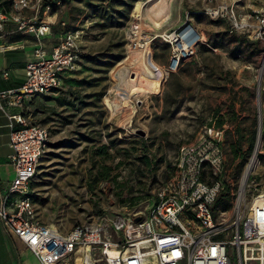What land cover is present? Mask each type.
<instances>
[{
  "label": "rangeland",
  "instance_id": "374dc122",
  "mask_svg": "<svg viewBox=\"0 0 264 264\" xmlns=\"http://www.w3.org/2000/svg\"><path fill=\"white\" fill-rule=\"evenodd\" d=\"M57 1L31 0L28 16L36 17L35 25L41 19L50 23L47 44L77 29L81 51L61 88L26 102L28 122L49 133L31 184L36 218L66 232L76 224L146 214L157 193L179 175L183 147L206 145L212 128L220 131L222 162L218 170L206 164L202 178L220 182L214 222L230 225L257 139L258 89L260 144L250 177L255 183L241 205L264 192V0ZM157 3L161 10L154 16L168 12L166 22H151L149 8ZM140 4L146 71L136 95L128 97L130 106L112 114L104 98L117 100L119 92H110L113 73L131 57L133 28L140 23L134 10ZM219 7L223 16L212 17L210 11ZM185 21L203 39L195 54L165 77L170 47L163 33ZM227 251L236 264L230 246Z\"/></svg>",
  "mask_w": 264,
  "mask_h": 264
},
{
  "label": "built area",
  "instance_id": "2783aa9c",
  "mask_svg": "<svg viewBox=\"0 0 264 264\" xmlns=\"http://www.w3.org/2000/svg\"><path fill=\"white\" fill-rule=\"evenodd\" d=\"M31 5V0H12L15 12L9 17L18 31L45 37L50 33L49 22L35 25L20 13ZM223 13L222 7L210 11L212 17ZM4 18L0 17V29ZM79 39V31L73 29L64 32L50 50L37 47L24 66L21 85L0 92V101L7 99L0 107L8 118L12 149L13 176L4 190L0 185V221L9 233L39 264H75L77 254L82 256L80 264H232L228 246L236 264H264V192L253 194L247 205H241L246 190L255 183V179L250 180L251 170L241 179L231 224L214 222L212 204L222 187L219 181L208 184L202 179L206 164L218 170L222 162L220 131L212 128L208 129L211 141L206 145L183 147L179 175L157 193V201L146 214L116 216L95 225L76 224L66 232L36 218L31 184L46 154L49 133L28 122L24 102L63 86L77 67ZM163 39L170 47L163 67L167 77L195 54L203 37L185 21L172 32L163 33ZM2 75L7 77L8 73ZM7 106L21 111L8 114ZM112 250H116L115 255Z\"/></svg>",
  "mask_w": 264,
  "mask_h": 264
},
{
  "label": "crops",
  "instance_id": "0c3cea01",
  "mask_svg": "<svg viewBox=\"0 0 264 264\" xmlns=\"http://www.w3.org/2000/svg\"><path fill=\"white\" fill-rule=\"evenodd\" d=\"M14 12L11 0H0V17L5 16L0 29V92L17 89L21 85L24 66L33 58V52L37 47L41 46L48 51L56 43L47 44L45 40L48 35L36 38L32 33L18 31L17 25L9 17ZM29 12L28 9L20 11L22 16L33 23L36 22V17L28 16ZM42 20L44 19L39 22ZM32 38L33 40H31ZM4 72L8 73L7 77H3ZM6 102L7 99L2 98L0 104H6ZM5 109L8 114L21 111L20 108L14 106H7ZM7 123V115L0 107V185L2 190L7 187L13 176L10 162L12 153L9 138L10 129ZM0 264H39L32 253L21 241L9 233L1 221Z\"/></svg>",
  "mask_w": 264,
  "mask_h": 264
},
{
  "label": "bare ground",
  "instance_id": "6f19581e",
  "mask_svg": "<svg viewBox=\"0 0 264 264\" xmlns=\"http://www.w3.org/2000/svg\"><path fill=\"white\" fill-rule=\"evenodd\" d=\"M161 1H163V0H161ZM156 5L157 6H155V7L149 8V12L151 13V16L153 19L151 22L152 23L166 22L169 18L168 12L165 16H163L161 18L154 16L155 13H157L158 11L161 10L159 3H157ZM140 7H141V4L137 5V7L134 10V13H135L134 16L136 17L137 21H139L140 23H138V26L133 28L134 29V31H133L134 38L133 39L135 40L136 43H134V48H132V50L130 51L131 57L128 60H124V61L122 60L113 73V77L116 80V82H115L113 88L110 90V92L111 91L112 92L116 91L117 93L119 92L117 94V100H111L107 96L104 98V102L112 114L116 113L117 111H119V110H121L127 106H130V104H129L130 102H129L128 97L132 96V95H136V93L138 92V81L143 79V76H144L145 71H146V62H145V56H144V50L146 48V46H145L146 44L140 42L141 38L139 36L140 31L143 29V23H142L143 17H142V14L140 12ZM133 51H136V52H133ZM122 91H124V92H122ZM258 95H259V89H258ZM257 103H258V106L260 107L259 97L257 99ZM134 111L135 110L132 107V110L129 113V118H131ZM260 123H261V114H260ZM259 144H260V139L257 142L256 152L259 148ZM257 161L258 160H257V156L255 153L250 158V161L246 166L245 172L247 171V173H248V171L252 170L256 166ZM245 172L243 174L242 179L245 178ZM111 254L115 255L116 250H112ZM81 259H82V256L80 254H77L76 259H75V264H80Z\"/></svg>",
  "mask_w": 264,
  "mask_h": 264
},
{
  "label": "water",
  "instance_id": "95a60500",
  "mask_svg": "<svg viewBox=\"0 0 264 264\" xmlns=\"http://www.w3.org/2000/svg\"><path fill=\"white\" fill-rule=\"evenodd\" d=\"M259 97V95H258ZM260 110H259V106H258V131H257V139H256V143H255V146H254V150H253V155L256 153V147H257V142L259 140V136H260V128H261V123H260ZM247 171L245 172V177L247 176ZM136 220H139V217L136 218Z\"/></svg>",
  "mask_w": 264,
  "mask_h": 264
},
{
  "label": "trees",
  "instance_id": "16d2710c",
  "mask_svg": "<svg viewBox=\"0 0 264 264\" xmlns=\"http://www.w3.org/2000/svg\"><path fill=\"white\" fill-rule=\"evenodd\" d=\"M203 179V178H202ZM225 207H227V206H225Z\"/></svg>",
  "mask_w": 264,
  "mask_h": 264
}]
</instances>
